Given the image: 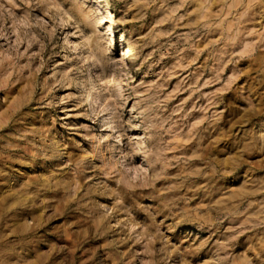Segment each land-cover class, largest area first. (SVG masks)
<instances>
[{
  "label": "rangeland",
  "instance_id": "obj_1",
  "mask_svg": "<svg viewBox=\"0 0 264 264\" xmlns=\"http://www.w3.org/2000/svg\"><path fill=\"white\" fill-rule=\"evenodd\" d=\"M0 264H264V0H0Z\"/></svg>",
  "mask_w": 264,
  "mask_h": 264
},
{
  "label": "bare ground",
  "instance_id": "obj_2",
  "mask_svg": "<svg viewBox=\"0 0 264 264\" xmlns=\"http://www.w3.org/2000/svg\"><path fill=\"white\" fill-rule=\"evenodd\" d=\"M111 42V41H110Z\"/></svg>",
  "mask_w": 264,
  "mask_h": 264
}]
</instances>
